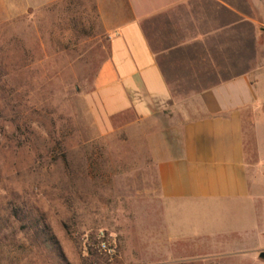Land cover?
I'll use <instances>...</instances> for the list:
<instances>
[{"label": "crops", "instance_id": "0c3cea01", "mask_svg": "<svg viewBox=\"0 0 264 264\" xmlns=\"http://www.w3.org/2000/svg\"><path fill=\"white\" fill-rule=\"evenodd\" d=\"M234 1L96 2L107 54L87 102L102 133L142 140L161 208L145 264H264V70Z\"/></svg>", "mask_w": 264, "mask_h": 264}, {"label": "rangeland", "instance_id": "374dc122", "mask_svg": "<svg viewBox=\"0 0 264 264\" xmlns=\"http://www.w3.org/2000/svg\"><path fill=\"white\" fill-rule=\"evenodd\" d=\"M235 1L249 66L264 70V0ZM96 2L0 0V264H145L159 232L150 169L130 149L142 140L102 133L87 102L107 54Z\"/></svg>", "mask_w": 264, "mask_h": 264}, {"label": "built area", "instance_id": "2783aa9c", "mask_svg": "<svg viewBox=\"0 0 264 264\" xmlns=\"http://www.w3.org/2000/svg\"><path fill=\"white\" fill-rule=\"evenodd\" d=\"M102 235V234H101ZM98 248L101 252H103L104 254L112 257L115 254V244L114 242L111 243L108 240H105L102 238H100L99 243H98Z\"/></svg>", "mask_w": 264, "mask_h": 264}, {"label": "trees", "instance_id": "16d2710c", "mask_svg": "<svg viewBox=\"0 0 264 264\" xmlns=\"http://www.w3.org/2000/svg\"><path fill=\"white\" fill-rule=\"evenodd\" d=\"M56 243H57V242H56ZM56 248L58 249V248H59V246H58V245H56ZM59 255H60V257H61L62 261H65V260H66V259H65V257L62 255L61 251L59 252Z\"/></svg>", "mask_w": 264, "mask_h": 264}, {"label": "water", "instance_id": "95a60500", "mask_svg": "<svg viewBox=\"0 0 264 264\" xmlns=\"http://www.w3.org/2000/svg\"><path fill=\"white\" fill-rule=\"evenodd\" d=\"M262 256H264V251L261 253Z\"/></svg>", "mask_w": 264, "mask_h": 264}]
</instances>
